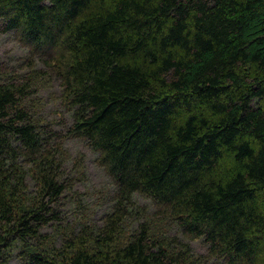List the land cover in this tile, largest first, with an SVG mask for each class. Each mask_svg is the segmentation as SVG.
Masks as SVG:
<instances>
[{
	"label": "trees",
	"instance_id": "trees-1",
	"mask_svg": "<svg viewBox=\"0 0 264 264\" xmlns=\"http://www.w3.org/2000/svg\"><path fill=\"white\" fill-rule=\"evenodd\" d=\"M11 31L59 79L70 135L118 201L148 196L160 220L127 239L116 211L60 246L42 234L61 164L24 106L29 85L0 64V264L15 244L26 264H203L169 221L221 264H264V0H0Z\"/></svg>",
	"mask_w": 264,
	"mask_h": 264
},
{
	"label": "rangeland",
	"instance_id": "rangeland-1",
	"mask_svg": "<svg viewBox=\"0 0 264 264\" xmlns=\"http://www.w3.org/2000/svg\"><path fill=\"white\" fill-rule=\"evenodd\" d=\"M44 60L38 55H31L29 49L19 42L15 32L0 34V64L8 71L3 78L29 85V96L24 106L39 126L43 127L42 130L49 131L51 152L58 164H61L59 179L64 188L55 202L50 204L56 218L41 233L47 237H56L55 244L60 246V235L71 237L72 232L80 233L85 227H103L109 215L116 211L125 217L122 222L124 235L121 238L127 239L147 218L160 220L159 215H156L157 204L148 196L135 194L132 201L126 204L118 201L117 189L99 164L97 153L85 139L70 135L72 114L61 103L60 81L55 74H51ZM26 161L30 163L22 161V165L27 171L31 169V161ZM25 180L28 196L33 200L40 198L37 182L30 171ZM165 231L166 236H176L189 245L193 254L202 256L205 261L203 264L222 263L221 258L210 255L205 238L187 237L181 233L177 223L171 221L166 224ZM34 243L31 240L28 244ZM23 253V245L15 244L7 264H26L27 258Z\"/></svg>",
	"mask_w": 264,
	"mask_h": 264
}]
</instances>
